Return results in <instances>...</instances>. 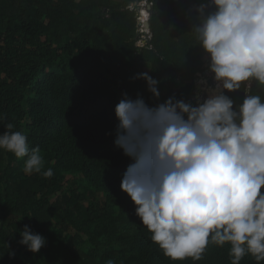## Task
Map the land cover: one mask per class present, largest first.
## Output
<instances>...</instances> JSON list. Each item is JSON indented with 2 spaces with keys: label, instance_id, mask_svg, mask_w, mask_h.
I'll list each match as a JSON object with an SVG mask.
<instances>
[{
  "label": "trees",
  "instance_id": "obj_1",
  "mask_svg": "<svg viewBox=\"0 0 264 264\" xmlns=\"http://www.w3.org/2000/svg\"><path fill=\"white\" fill-rule=\"evenodd\" d=\"M140 1L0 0V133L13 124L44 158L42 172L27 175V157L0 149V264H230L227 244H209L199 261L164 255L120 187L132 163L114 144L122 93L195 105L208 70L191 32L206 0H146L145 44ZM143 72L161 81L158 99L133 79ZM252 93L264 98V86L253 81ZM227 94L242 102V91ZM25 224L46 237L38 253L19 243Z\"/></svg>",
  "mask_w": 264,
  "mask_h": 264
},
{
  "label": "clouds",
  "instance_id": "obj_2",
  "mask_svg": "<svg viewBox=\"0 0 264 264\" xmlns=\"http://www.w3.org/2000/svg\"><path fill=\"white\" fill-rule=\"evenodd\" d=\"M194 8L197 23L191 32L206 54L214 86L195 105L175 95L149 105L139 93L136 98L122 93L115 105L114 144L132 163L120 187L136 205L151 240L172 260L199 261L209 244H227L230 264L247 255L260 264L264 98L252 93V82L264 86V0H206ZM133 79L146 80L148 91L160 97V80L147 72ZM238 91L243 92L240 103L227 94ZM4 126L0 149L27 157L25 174L41 173L39 147L29 154L26 135L11 123ZM42 174L50 178L53 170ZM20 236L19 243L33 253L46 244L28 224Z\"/></svg>",
  "mask_w": 264,
  "mask_h": 264
},
{
  "label": "rangeland",
  "instance_id": "obj_3",
  "mask_svg": "<svg viewBox=\"0 0 264 264\" xmlns=\"http://www.w3.org/2000/svg\"><path fill=\"white\" fill-rule=\"evenodd\" d=\"M138 5H139V8H138L139 9V15L143 14L142 19L145 18V16H147V18H148L149 13H150V9L148 7L149 6V2L148 1L141 2ZM139 18H141V15L139 16ZM141 28H143L142 30L144 31L145 28H147V27L143 23L142 25L140 24V29ZM144 35H146L145 38H144ZM144 35L142 36L143 40L148 38L147 34L144 33ZM143 40L139 41V44H144ZM196 81H197V98L199 100H202L203 97L206 95L205 89L208 88V87L214 86V82L212 81V74L209 72V70H206L205 73H201L200 72V73H198V77H197Z\"/></svg>",
  "mask_w": 264,
  "mask_h": 264
},
{
  "label": "water",
  "instance_id": "obj_4",
  "mask_svg": "<svg viewBox=\"0 0 264 264\" xmlns=\"http://www.w3.org/2000/svg\"><path fill=\"white\" fill-rule=\"evenodd\" d=\"M141 2H146V1L134 2L133 4H134V5H138V4H140ZM148 7H149V9H150V8H151V5L149 4V6H148ZM144 23H145V26H146V27H149V23H148V21H147V20H146ZM140 24L142 25V23H141V22H140ZM145 34H147V36H148V37H150V36H149V31H148V32L146 31V32H145ZM145 36H146V35H144V37H145ZM146 42H147V40H146V39H145V40H143V43H144V44H145Z\"/></svg>",
  "mask_w": 264,
  "mask_h": 264
},
{
  "label": "built area",
  "instance_id": "obj_5",
  "mask_svg": "<svg viewBox=\"0 0 264 264\" xmlns=\"http://www.w3.org/2000/svg\"><path fill=\"white\" fill-rule=\"evenodd\" d=\"M141 19H142V17H141Z\"/></svg>",
  "mask_w": 264,
  "mask_h": 264
}]
</instances>
